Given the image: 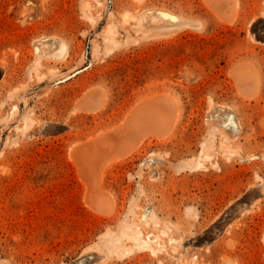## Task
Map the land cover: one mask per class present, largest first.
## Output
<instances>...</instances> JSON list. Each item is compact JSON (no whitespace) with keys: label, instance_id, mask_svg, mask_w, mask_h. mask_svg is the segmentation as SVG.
<instances>
[{"label":"rangeland","instance_id":"1","mask_svg":"<svg viewBox=\"0 0 264 264\" xmlns=\"http://www.w3.org/2000/svg\"><path fill=\"white\" fill-rule=\"evenodd\" d=\"M222 1L230 24L203 0H0V264H264V0ZM151 11L200 25L144 38L132 15ZM157 97L169 136L102 167L113 210L94 214L68 153ZM125 223L161 250L107 253Z\"/></svg>","mask_w":264,"mask_h":264},{"label":"bare ground","instance_id":"2","mask_svg":"<svg viewBox=\"0 0 264 264\" xmlns=\"http://www.w3.org/2000/svg\"><path fill=\"white\" fill-rule=\"evenodd\" d=\"M133 1L137 3H142L143 0H133ZM203 1L206 5L210 7V10L212 9L215 12V15L218 17V19L221 22L227 24H230L232 22V18L228 16L229 14L228 15L225 14L226 11L224 10L225 7L222 0H203ZM132 16L133 19L136 21V25L134 26L136 28L137 33L139 32L142 33L144 38L153 39V37L160 38V36H166V35L169 36L185 27L198 28V26L200 25L197 21H193L191 19L190 20L183 19L181 18V16L170 14V12L166 14L157 11H151L148 13H144L141 16L139 15L140 17L137 18H135L136 16L134 15ZM132 16L130 15V18ZM128 18L129 15L124 14L123 19L125 20ZM133 30L135 29L133 28ZM105 36H106V38H104L105 39L104 41H106L105 43L107 44L114 43L113 32L111 31V29H108L106 31ZM51 41L52 42H47L50 46L44 42V44H47L49 47H51L50 48L51 51L49 53L57 57L63 56L65 53V44H63L61 40L60 41L51 40ZM36 51H37L36 56L38 57H42L45 55V49H43V46L39 47ZM244 65L246 66V64ZM245 66H243V64L239 66L238 65L234 66L236 68L233 67L234 69H232L231 71L233 70L234 71L232 72L231 75L232 78L234 79V80L232 79L233 82L235 83V85L237 84L238 88L237 87L236 88L239 89L240 97L242 96L244 98L246 97L247 99L248 98L250 99L252 96L254 97L256 93L255 90L257 89L255 84L257 85V83L253 81L254 77L252 74L254 73H251L253 72V70L250 72L251 69L248 70ZM91 94L92 92L90 93V95ZM102 95H104V93ZM91 99L92 98H90L89 100L91 102L90 104L94 103L93 101H91ZM145 100L147 99H144L143 100L144 102L142 101V103L137 102L139 104H137L134 108L131 109V111H129L123 116L121 123L120 122L118 123L119 125L116 124L115 126H113V128L111 127L112 129L109 128L108 130L105 129L106 131L101 134L99 132L98 136L89 139L86 143L82 142L84 143L82 145L81 142H77L80 144L79 146H76L75 148H72L71 146L72 148L71 151L69 149L70 153H68L69 154L68 158L75 166L76 171L78 172L77 174L79 176V179L87 191L85 197L86 208L88 207L89 210H91L94 214L108 216L110 212H112L113 210L111 209L109 202L105 201L106 200L105 197H104L105 199L104 198L102 199L100 198L101 196H98V189L100 186V178H101L99 177V172L102 169V167L104 168L106 166L105 164H107L108 162L111 163L110 161L117 162V161H121L125 157L130 156L132 153L137 151V149L143 143V141L147 139L150 138L164 139L169 136L170 130L172 129L171 126H173L172 125L173 115L171 116L170 113L166 112L167 104H168V109L172 107V105L169 107L170 105L169 100H167L164 97H157L148 101ZM99 101L98 102L101 105L103 102L102 100ZM86 105L89 106L88 103H86ZM92 105H95V103ZM88 106H83L82 108L89 109ZM170 110L172 109L170 108ZM207 154L201 151V157L203 159L209 158V155ZM201 157L199 155V158ZM143 220H150L155 225L157 219L154 213L150 209H148L144 212ZM160 233L165 235L166 232L160 231ZM146 238L147 237H145L144 239L142 237V233L140 229L137 226H135L133 223H127V224L125 223V225L122 227V229L119 231V234L116 237H114V233H110V232H105L103 235L101 234V240L106 239L108 243L111 244L110 247L107 248V253H113L119 258L125 256L128 257V255L132 254L135 251L137 253L139 251L148 250L149 252L151 251L150 253H153L154 255L155 251L161 250L160 247L163 246L161 243H160L161 246L157 245L159 246V250H156L155 249L156 247L153 248L154 245L152 246V240L150 241L149 239ZM156 238L158 239V237ZM157 239L155 241H157Z\"/></svg>","mask_w":264,"mask_h":264}]
</instances>
